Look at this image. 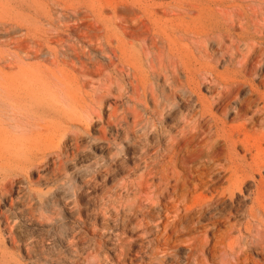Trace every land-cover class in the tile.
Wrapping results in <instances>:
<instances>
[{
    "label": "bare ground",
    "instance_id": "6f19581e",
    "mask_svg": "<svg viewBox=\"0 0 264 264\" xmlns=\"http://www.w3.org/2000/svg\"><path fill=\"white\" fill-rule=\"evenodd\" d=\"M51 1L67 16L55 14L48 8L49 2L47 7L42 3L35 7L31 3H38L36 0H0V5L34 11L56 25L47 29L19 26L24 35L9 43L10 49L0 51L4 60L0 66V138L9 146L12 169L25 176L35 165L51 166L48 149L33 159L23 161V157L32 144H47L56 133L68 131L64 123L88 131L98 119L103 138L116 130L115 144L120 140V129L117 131L119 107L114 104L127 95L135 105L134 124H139L143 114L137 106L146 104L150 96L155 104L152 113L173 124L162 125L164 148L159 145L143 151L145 171L139 180L108 192V204L101 214L105 236L99 245L112 244L108 249L116 252L120 264H164L167 249L179 242L185 244L184 255L193 264H264V75L256 70L258 78L248 80L238 73L225 76L211 72L213 78L199 74L205 69L202 55H211L205 42L230 41L227 28L234 27L233 14L218 8L219 0H113L107 6L114 12L122 9L129 17L112 27L102 23L107 7L96 1L78 0L69 5ZM158 8L172 16L173 29L192 37V50L178 42L181 36H173L154 21ZM193 14L197 18H192ZM14 23L0 20L3 26L13 27ZM60 34L65 39H59ZM52 39L55 46L50 45ZM99 54L107 65L99 63ZM260 56L263 60L264 50ZM67 67L83 76H101L112 68L124 87L112 98L115 94L107 79L90 94L84 90L89 79L74 75ZM151 77H156L157 83L149 89ZM202 85H208L210 97L201 94ZM246 85L248 97L239 101L235 94ZM157 88L170 101L160 102ZM215 111H222V117ZM227 118L234 124L228 125ZM155 126L152 121V131ZM148 135L146 130L144 136ZM188 140L196 141L201 149L192 165L185 167L181 149ZM104 148L98 149L105 154ZM52 165L53 170L59 169L61 160ZM17 183L13 178L3 179L2 195L11 194ZM131 191L133 196L127 203ZM10 219L7 214L0 216L13 245L18 249L23 246L28 258L34 245L28 236H14ZM132 220L136 221L133 225ZM126 232L132 237H125ZM70 243L76 244L74 237L63 234L59 253L63 264L64 246Z\"/></svg>",
    "mask_w": 264,
    "mask_h": 264
},
{
    "label": "rangeland",
    "instance_id": "374dc122",
    "mask_svg": "<svg viewBox=\"0 0 264 264\" xmlns=\"http://www.w3.org/2000/svg\"><path fill=\"white\" fill-rule=\"evenodd\" d=\"M36 1L38 3H31L35 7L39 6V3L47 7L46 4L49 2L51 4L48 8H51L55 14L59 16H67L68 14L61 6H54V2L51 0ZM58 1L60 3H67V5L78 2V0ZM89 1H96L98 5L103 4L107 7L102 15V23L105 25L114 27L123 23V20L129 17V14L122 12V9L114 12L107 6L113 0ZM174 1L165 0V3H172ZM218 2V8L233 14L235 20L234 27L227 28L231 36L229 37L230 41L217 42L216 39H210L205 42L209 49L208 53L211 55L204 56L202 53L200 54L202 55L200 61L205 66V69L199 74L213 78L211 72L225 76L238 73L248 80L257 79L258 77L254 75L256 70L261 75H264V59L261 60L260 56L264 50V0H219ZM173 10L174 8L169 9V11ZM165 12V9L158 8L153 17L154 21L156 20L158 25L168 28V33L173 36L178 38L181 36L182 39L178 40L180 44L190 49L193 48L192 37L190 35H183L182 32L173 29L171 22L173 18L166 15ZM191 17L197 18V14H193ZM144 18H147L146 14ZM91 19L93 18H89V20ZM0 20L15 22L13 27H11L12 25H0L1 52L2 49L3 52L10 49L9 43L24 35V31L20 30L19 26L29 25L31 28L39 27L42 29L56 26L52 23L51 19L38 17L34 11L15 10L7 4L0 5ZM186 21L188 22L189 19ZM141 37L144 38V36ZM59 39L65 38L60 34ZM53 41L52 39L50 42L51 46H55ZM126 41L141 42V40H132L130 38H127ZM214 49L217 52L211 53V50ZM1 52L0 66L4 61ZM104 59V56L98 55L99 63L107 65V60ZM252 62H255L254 65ZM67 69L74 75L83 76V74L73 71L69 67ZM83 77H86L90 81L84 85V90L90 94H94L93 88L98 87L100 82L105 83L107 79L111 80L107 81V84L110 85L112 83V89L115 94L112 98L118 97L117 92L122 91L121 87H124L120 75L114 73L112 68L101 76L86 74ZM239 79L242 78L239 77ZM156 83V77H151L150 82L147 83L148 88L150 89L151 84L155 86ZM208 88V85L201 86V94L205 97H210V94L206 90ZM105 89L102 93L105 92ZM248 92L249 89L246 85L244 90L235 94L236 98L242 101L248 97ZM156 94L160 102L170 101V98L167 97L165 99L163 97L159 88H157ZM112 98H108V101L111 102ZM114 106L119 107L117 119L119 126L117 131L120 129V140H117L115 144L113 139L116 138L114 136L116 135V130L113 131L114 135H110V132L107 130L109 136L107 135L106 139L103 138L98 132L102 125L98 119L93 120V125H90L88 131H84L80 126L71 127L69 124L64 123L63 126L69 127L68 131L63 130V132L56 133L47 144L44 143L41 146L32 144L27 155L23 157V161L33 159L38 153L48 149L49 156L53 157L48 156L51 166H53L52 164L56 160H61V166L57 170H53V167L46 164H38L31 167L29 174L26 173L25 176H18L15 170L12 169L9 146L0 138V165L2 164L0 166V182L3 179L9 178L15 179V183H17V178L20 180L16 186L14 185L15 188L11 194L2 195V190L0 189V216L2 214L9 215L11 217L10 223L12 222L11 224L14 225V236L16 238L20 237L21 234L25 237L28 236L34 245V251L27 258L26 250L23 246L21 249H18V247L13 245L14 242L10 235L7 234L8 232L5 231L6 229L2 225V222H0V264H63L61 257H59L63 234L71 239L74 237L76 242L75 245H71L70 243L66 247L64 246V251L67 252L64 264H120L115 259L116 252L114 250L110 251V248L108 249V245L110 247L112 244L105 243L104 245H99L100 239L105 236L103 234L104 223H102L101 214L105 211L106 204H108V192L113 191L115 187L117 190H120L119 186H129L132 182L139 180L145 171V164L142 158L143 151L145 149L153 150V148L159 145L164 148L165 143L161 134L162 128L171 127L173 123L170 119L161 120L152 113L155 104L150 100V96L146 104H139L137 106V109L143 114L142 121L139 124H134L132 108L135 105L128 101L127 95L121 97ZM215 114L219 118L222 117V111H215ZM152 121L156 123L153 131L151 128ZM227 123L228 125H233L234 121L231 118H227ZM144 128L145 131L148 130V136H144ZM160 134L162 135L161 138L159 137ZM75 138H80L78 139V146ZM190 140H188L189 143H183L182 146L184 148L182 147L183 149H181L183 151H181V161L185 167L192 165L201 149L196 141ZM100 147L104 148L105 154L98 149ZM239 153L241 155L244 154L242 150H239ZM110 158H112V161H110ZM36 163H39V161ZM177 171L183 173L182 168H178ZM256 177L259 178V176ZM26 181L29 182L27 183ZM131 193L132 191L130 192L129 199H127V203L132 199L133 195ZM12 200H15V203L12 204ZM132 222L130 221L132 225L136 223L134 220ZM138 232L136 231L135 234L141 235ZM124 236L131 238L132 234L126 232ZM184 245V243L179 242L177 246L167 249L164 264H193L192 260L187 261L184 255L186 247Z\"/></svg>",
    "mask_w": 264,
    "mask_h": 264
}]
</instances>
